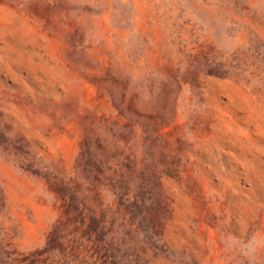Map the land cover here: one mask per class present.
I'll return each mask as SVG.
<instances>
[{
  "label": "rangeland",
  "instance_id": "obj_1",
  "mask_svg": "<svg viewBox=\"0 0 264 264\" xmlns=\"http://www.w3.org/2000/svg\"><path fill=\"white\" fill-rule=\"evenodd\" d=\"M0 264H264V0H0Z\"/></svg>",
  "mask_w": 264,
  "mask_h": 264
}]
</instances>
